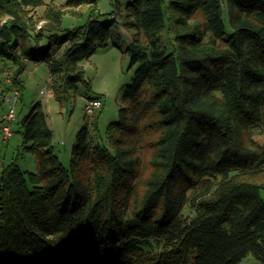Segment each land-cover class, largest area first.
I'll list each match as a JSON object with an SVG mask.
<instances>
[{
	"label": "trees",
	"instance_id": "obj_1",
	"mask_svg": "<svg viewBox=\"0 0 264 264\" xmlns=\"http://www.w3.org/2000/svg\"><path fill=\"white\" fill-rule=\"evenodd\" d=\"M65 1L68 9L96 4ZM42 4L0 0V61L19 73L29 54L22 42L37 25V43L60 28L64 11L53 4L38 19ZM226 6L228 39L222 0L128 6L125 25L136 30L129 54L142 66L106 143L86 123L69 169L35 104L20 126L37 171L13 162L2 176L0 264H186L193 251L195 264H239L249 255L264 263V0ZM112 16L91 17L36 50L60 105L80 84L90 89L81 63L107 47Z\"/></svg>",
	"mask_w": 264,
	"mask_h": 264
},
{
	"label": "rangeland",
	"instance_id": "obj_2",
	"mask_svg": "<svg viewBox=\"0 0 264 264\" xmlns=\"http://www.w3.org/2000/svg\"><path fill=\"white\" fill-rule=\"evenodd\" d=\"M95 6L83 5L78 8H66L65 0H43V4L35 9V15L42 19L51 5L64 11L60 28L45 34L41 42L37 43L35 34L42 23H39L36 32L31 38L22 42V52L26 54L29 64L23 72L18 65L11 61H0V188L4 170L16 163L24 173L33 174L37 171L34 156L24 150L21 126L22 120L31 112L37 102H41L47 115V123L53 133L55 153L66 169H69L73 147L77 142L79 131L88 122H95L103 142L106 143L107 129L112 123L119 121L120 109L124 106L126 89L133 83L136 72L142 66L137 63L132 66L129 48L134 42L136 30L125 25L127 21V8L134 0H95ZM222 19L225 25V38H230L233 29L229 20L227 0H222ZM112 36L107 47L98 49L89 60L81 63L84 70L85 84H80L78 90L71 94L70 99L60 105L49 88L50 76L47 64L37 63L40 57L36 52L38 48L51 45L52 38L65 39L74 35L77 30L84 29L91 21V17L101 22L113 21ZM54 48L52 50V53ZM51 53V54H52ZM56 54V52H55ZM58 54V53H57ZM56 54V55H57ZM18 73L21 87L15 84H5L4 72ZM20 91L21 97L15 107L16 121L11 125L13 132L9 140L4 139V116L8 113L9 106L2 102L3 96L10 95L12 89ZM101 100L103 107L94 117L86 116L84 108L88 100ZM264 201V189L260 191ZM193 251L186 264H195ZM239 264H264L254 256L249 255Z\"/></svg>",
	"mask_w": 264,
	"mask_h": 264
},
{
	"label": "built area",
	"instance_id": "obj_3",
	"mask_svg": "<svg viewBox=\"0 0 264 264\" xmlns=\"http://www.w3.org/2000/svg\"><path fill=\"white\" fill-rule=\"evenodd\" d=\"M25 62H29L27 59L25 60ZM4 78H5V84L8 83H13L14 84V74L11 71H6L4 72ZM21 97V93L18 89L13 88L12 89V93L9 95H5L3 96L2 102L4 104H7L9 106L8 108V113L5 114L4 116V122L5 125L3 127V133H4V139L5 140H9L12 135L13 132L11 130V125L16 121V114H15V107L19 101ZM103 107V103L101 100H88L86 102L85 108H84V112L86 114V116L88 117H94L95 114L97 113V111L101 110Z\"/></svg>",
	"mask_w": 264,
	"mask_h": 264
},
{
	"label": "crops",
	"instance_id": "obj_4",
	"mask_svg": "<svg viewBox=\"0 0 264 264\" xmlns=\"http://www.w3.org/2000/svg\"><path fill=\"white\" fill-rule=\"evenodd\" d=\"M30 62H28L27 64H29Z\"/></svg>",
	"mask_w": 264,
	"mask_h": 264
}]
</instances>
